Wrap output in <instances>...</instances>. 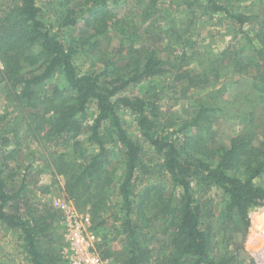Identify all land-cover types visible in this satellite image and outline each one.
Instances as JSON below:
<instances>
[{
    "label": "trees",
    "instance_id": "1",
    "mask_svg": "<svg viewBox=\"0 0 264 264\" xmlns=\"http://www.w3.org/2000/svg\"><path fill=\"white\" fill-rule=\"evenodd\" d=\"M123 1L137 6L139 19L116 11ZM163 1L175 13L167 26L158 19ZM47 5L49 17L40 0H0V85L15 110L0 113V228L18 232L27 264L61 262L58 248L51 254L41 245L61 212L22 209L28 170L17 188L8 182L24 130L43 148L41 172L63 178L62 198L88 211L95 229L111 223L103 256L121 264H261L246 240L251 209L264 207V13L231 0ZM79 18L85 30L71 34ZM214 19L231 42L201 51L196 28ZM113 30L119 44L82 70V52ZM146 35L154 38L147 46ZM169 79L181 98L196 94L190 116L168 114L164 89H148ZM230 84L239 88L230 103L241 129L225 143L214 128Z\"/></svg>",
    "mask_w": 264,
    "mask_h": 264
},
{
    "label": "rangeland",
    "instance_id": "2",
    "mask_svg": "<svg viewBox=\"0 0 264 264\" xmlns=\"http://www.w3.org/2000/svg\"><path fill=\"white\" fill-rule=\"evenodd\" d=\"M48 2H50V0H40V4L42 6L44 5V14L46 17H49L50 15V6L47 5ZM231 2H236L243 10L248 11L249 9H254L264 13V0H231ZM159 8V22L167 26L171 22L175 21L174 19L171 21L172 15L175 13L172 11V9H170L168 2H161ZM115 9L121 16L126 17L129 15L135 20L140 18L138 15L139 10L137 6L132 5L131 3L126 4L125 1H123L117 5ZM77 23L78 24L75 26V29L72 30L71 34H78L79 31L85 30L82 18H79ZM159 29L160 28L154 27L156 32L155 35L157 39L160 40ZM196 29L197 33L194 37L199 40L201 51L206 50V47L210 46V49H214L216 52H219L231 42L232 36L224 33L223 29H225V27H223L222 24H218L216 19L213 21H201L199 22ZM144 38V41L142 42L145 46H147V44H152L154 41V38H150L148 35H146ZM118 44L119 35L113 30L111 31L110 36L97 43L92 50H84L82 52L84 53L83 59H79L77 62L82 67V70L93 68L94 63H96L95 61L98 60L99 57L107 55L108 52H111V49H113V47L117 46ZM170 83V79L169 81L162 82V84H159V86L149 83L148 89L152 90L155 89V87L157 88V91L164 89L160 92V104L162 105L163 110L168 114L177 113L183 116H190L193 112L192 104L196 99V94L192 91L190 98H181L180 92L178 90L176 91L168 86ZM4 90L5 87L1 84L0 113L8 111L10 112L9 117H13L15 115V110L14 107L11 106L12 103L7 98V94L4 92ZM237 94H239V88L237 84H230L228 86V92L226 93V99L228 101V104L226 105L227 109L214 128L215 132H217V139L220 142H229L230 138L236 135L241 129L235 118L237 113V111H235L236 107L234 104L230 103L231 101L235 100ZM124 117L130 132L136 136L138 131L132 116L129 113H126ZM102 133L104 134L106 141H110L111 135L109 134L106 126L102 129ZM21 136L23 139V144L20 146L21 151L19 152L18 159L17 161L11 163L6 172L8 182L14 188H17L19 182L21 181L24 170H28L27 177L29 178L27 179V186L24 190L25 199L22 201V209H25L27 206L31 207V205H34V207L37 206L39 208L48 205L52 206L54 199L62 198L61 193L64 180L62 177L55 179V177L51 174V171L48 169L45 171L42 170L43 172H41L40 169H46L42 163L43 148L35 144V142H33L32 139L27 136L25 130L21 132ZM83 139H85V137H83ZM259 182L264 185V176L259 179ZM47 187L50 188L47 189ZM214 194L216 200L218 201L220 199L218 190H214ZM68 201L72 202L76 206L72 200ZM12 209L13 207L8 210L11 211ZM14 209H16V207ZM250 217L251 225L246 240L247 249L254 258H256L261 264H264V207L251 209ZM110 225L111 223L109 222L108 226H99V228L95 229L97 235L101 238L102 243H104L105 234H110V236L113 235V230L110 228ZM156 229H158V225ZM159 236H161V234H159ZM63 237V222L62 215L60 214V216L56 218V220L46 231V236L41 237V245L44 249L48 248L51 254L56 253V248L60 249V246L64 241ZM110 242V247L112 249L116 250L119 248L120 245L117 242ZM21 243L22 242L19 239V234L17 231L12 230L6 233L2 228H0V264H27L26 253L21 247ZM52 263L57 264V261H53ZM59 264L62 263L60 262Z\"/></svg>",
    "mask_w": 264,
    "mask_h": 264
},
{
    "label": "built area",
    "instance_id": "3",
    "mask_svg": "<svg viewBox=\"0 0 264 264\" xmlns=\"http://www.w3.org/2000/svg\"><path fill=\"white\" fill-rule=\"evenodd\" d=\"M52 206L62 215L64 241L60 246L62 264H121L101 251L92 216L63 198L54 199Z\"/></svg>",
    "mask_w": 264,
    "mask_h": 264
}]
</instances>
